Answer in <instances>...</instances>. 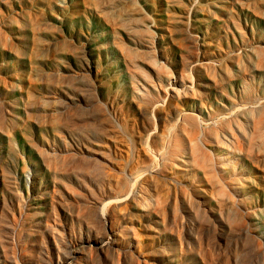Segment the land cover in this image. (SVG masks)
I'll return each mask as SVG.
<instances>
[{
    "label": "rangeland",
    "instance_id": "1",
    "mask_svg": "<svg viewBox=\"0 0 264 264\" xmlns=\"http://www.w3.org/2000/svg\"><path fill=\"white\" fill-rule=\"evenodd\" d=\"M0 264H264V0H0Z\"/></svg>",
    "mask_w": 264,
    "mask_h": 264
}]
</instances>
